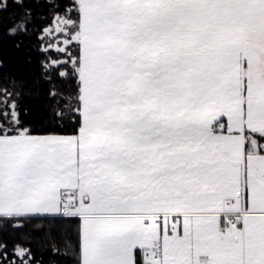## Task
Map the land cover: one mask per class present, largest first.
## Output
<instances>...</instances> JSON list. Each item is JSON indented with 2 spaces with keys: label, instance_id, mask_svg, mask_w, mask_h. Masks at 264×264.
<instances>
[{
  "label": "snow or ice",
  "instance_id": "1",
  "mask_svg": "<svg viewBox=\"0 0 264 264\" xmlns=\"http://www.w3.org/2000/svg\"><path fill=\"white\" fill-rule=\"evenodd\" d=\"M0 264H264V0H0Z\"/></svg>",
  "mask_w": 264,
  "mask_h": 264
},
{
  "label": "trees",
  "instance_id": "2",
  "mask_svg": "<svg viewBox=\"0 0 264 264\" xmlns=\"http://www.w3.org/2000/svg\"><path fill=\"white\" fill-rule=\"evenodd\" d=\"M26 55H27V52L25 49H21L17 51L15 49L9 48V52H8L9 67L13 72L21 76L27 75V64L25 61ZM39 102L40 101L38 100V98H36L34 94H30L25 97L26 104L35 105ZM50 255H51L50 252L44 253V257L46 261L50 258Z\"/></svg>",
  "mask_w": 264,
  "mask_h": 264
}]
</instances>
